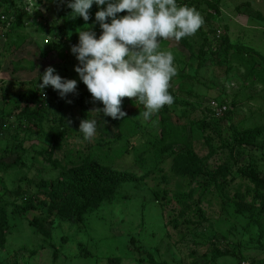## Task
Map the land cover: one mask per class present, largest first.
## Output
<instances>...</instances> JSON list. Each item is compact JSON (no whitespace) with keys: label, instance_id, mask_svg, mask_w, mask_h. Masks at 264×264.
<instances>
[{"label":"rangeland","instance_id":"obj_1","mask_svg":"<svg viewBox=\"0 0 264 264\" xmlns=\"http://www.w3.org/2000/svg\"><path fill=\"white\" fill-rule=\"evenodd\" d=\"M179 3L204 23L161 42L175 58L174 103L145 120L136 98H123L122 119L92 113L103 104L80 81L71 47L96 5L85 22L67 0H0V264H264V188L240 176L249 168L264 178V136L234 157L228 139L231 127L264 134V0ZM49 66L77 80V93L41 90ZM213 102L232 116L215 121ZM87 118L97 121L91 141L78 132ZM208 124L228 139L223 150L206 141L216 130L197 127ZM183 158L204 171L199 179ZM74 170L115 180L81 222L67 219L71 189L52 195Z\"/></svg>","mask_w":264,"mask_h":264},{"label":"clouds","instance_id":"obj_2","mask_svg":"<svg viewBox=\"0 0 264 264\" xmlns=\"http://www.w3.org/2000/svg\"><path fill=\"white\" fill-rule=\"evenodd\" d=\"M93 5L99 9L93 24L78 31V43L71 47L80 81L93 100L103 104L92 113L122 119L127 116L123 98H136L134 103L138 101L145 109L140 116L149 120L174 103L169 89L177 75L175 58L172 51L161 50V42L195 35L204 20L179 0H67L71 17L85 22L92 19ZM125 11L126 15H118ZM97 24L99 36L94 30ZM39 81L40 88L51 87L62 99L77 93L78 81L62 77L53 66L40 74ZM78 132L91 141L97 121L82 120Z\"/></svg>","mask_w":264,"mask_h":264},{"label":"trees","instance_id":"obj_3","mask_svg":"<svg viewBox=\"0 0 264 264\" xmlns=\"http://www.w3.org/2000/svg\"><path fill=\"white\" fill-rule=\"evenodd\" d=\"M127 12L120 13L118 15H126ZM6 18L5 23L8 25L10 22V19ZM12 24V23H9ZM12 26V25H11ZM11 28V27H10ZM85 85V84H84ZM35 95V94H34ZM218 103L220 107L225 106L227 110L224 112L223 115L217 116L215 114V121H223L225 119L230 118L232 116V111L229 109L228 104L226 103ZM164 111H168L167 106H164ZM163 111V112H164ZM168 112L166 113V115ZM29 115V114H28ZM169 121L163 122L164 129L167 127ZM198 129H200L203 133H206L208 129L211 127L212 124L208 125H199L197 126ZM218 134L220 138L215 139L212 136H207L206 141L210 145L212 149L219 150L220 148L223 150L225 147H227L226 142L229 140H233L234 147L232 148L233 157L235 155L242 156L243 150H247V148H254L256 147L260 140L263 139V132L259 127L255 128H245V129H238L236 127L230 128V134L227 138H223L221 135V131H217L216 128H212L211 131H215ZM169 134L166 133L165 136H168ZM258 142V144H256ZM235 151V152H234ZM184 164L188 167V171L193 177L199 179L201 174L204 173L203 170H197L195 166V161L191 160L190 158H183ZM240 176L242 179H245L246 181H249L252 184L261 186L264 188V178L260 177V174L256 170H251L249 168H240ZM104 178H100L99 176H86L84 173H77L75 170L73 171L72 178L70 180V185L67 186V189L63 190H55L52 191V195L55 198H59L60 194L68 191L71 189L72 195L71 200L68 201L69 205V212L67 219L70 222H81L83 220V215L86 213L85 211L90 208H96L100 207L103 198L105 197V192L110 188H114L115 186V180L106 178V181H103ZM214 183H216V179H214ZM97 186V187H96ZM59 191V192H58ZM108 192V191H107ZM28 209H24L23 212H27ZM6 212L4 208L0 207V231H1V242L3 243L5 239V233L8 231V225L6 223Z\"/></svg>","mask_w":264,"mask_h":264},{"label":"built area","instance_id":"obj_4","mask_svg":"<svg viewBox=\"0 0 264 264\" xmlns=\"http://www.w3.org/2000/svg\"><path fill=\"white\" fill-rule=\"evenodd\" d=\"M41 90H43L42 88H41ZM44 90H46V88L44 89ZM213 105L215 106V113H216V115L217 116H221V115H223L224 114V112L227 110V108L225 107V106H223V107H220L219 105H218V103H216V102H213Z\"/></svg>","mask_w":264,"mask_h":264}]
</instances>
